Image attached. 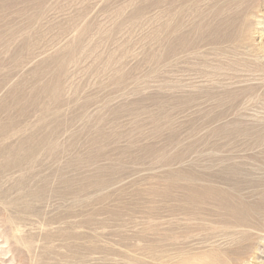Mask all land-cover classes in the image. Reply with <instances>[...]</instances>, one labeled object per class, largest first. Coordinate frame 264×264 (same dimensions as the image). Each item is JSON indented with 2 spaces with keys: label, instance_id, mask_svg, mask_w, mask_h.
I'll use <instances>...</instances> for the list:
<instances>
[{
  "label": "rangeland",
  "instance_id": "1",
  "mask_svg": "<svg viewBox=\"0 0 264 264\" xmlns=\"http://www.w3.org/2000/svg\"><path fill=\"white\" fill-rule=\"evenodd\" d=\"M0 264H264V0H0Z\"/></svg>",
  "mask_w": 264,
  "mask_h": 264
},
{
  "label": "bare ground",
  "instance_id": "2",
  "mask_svg": "<svg viewBox=\"0 0 264 264\" xmlns=\"http://www.w3.org/2000/svg\"><path fill=\"white\" fill-rule=\"evenodd\" d=\"M19 160H20V158H19ZM22 163H23V162H22ZM72 235H73V234H72ZM76 239H77V238H76ZM72 245H73V244H72ZM72 245H71V246H72ZM73 255H74V254H73ZM77 255H78V254H77ZM77 255H76V256H77ZM75 258H76V257H75ZM80 258H81V257H80ZM71 260H72V259H71ZM73 261H76V260H73ZM74 263H75V262H74ZM80 263H81V262H80Z\"/></svg>",
  "mask_w": 264,
  "mask_h": 264
}]
</instances>
